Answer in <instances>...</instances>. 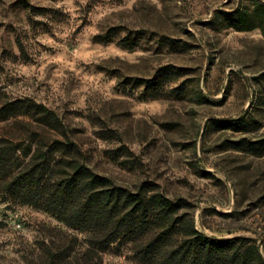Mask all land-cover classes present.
Listing matches in <instances>:
<instances>
[{"label":"rangeland","instance_id":"1","mask_svg":"<svg viewBox=\"0 0 264 264\" xmlns=\"http://www.w3.org/2000/svg\"><path fill=\"white\" fill-rule=\"evenodd\" d=\"M257 2L264 0H0V105L43 104L96 172L129 186L154 181L187 202L202 232L249 238L264 258V152L232 147L264 139V33L224 24V13L252 12ZM156 77L167 80L154 85ZM244 116L261 127L222 128ZM29 129L61 138L13 120L0 122V138L20 141ZM75 235L85 239L0 194V264H40L47 245L79 248ZM101 257L143 264L127 242Z\"/></svg>","mask_w":264,"mask_h":264},{"label":"trees","instance_id":"2","mask_svg":"<svg viewBox=\"0 0 264 264\" xmlns=\"http://www.w3.org/2000/svg\"><path fill=\"white\" fill-rule=\"evenodd\" d=\"M224 19L226 26L260 27L264 33V3L257 2L252 12H226ZM99 39L106 42L110 37ZM257 78L264 79V73ZM160 80L154 78L153 84L165 83L167 78ZM183 86L182 82L172 91L181 92ZM9 120L37 124L61 138L44 140L30 129L20 141L0 138L2 200L41 209L72 232L85 233L81 241L76 235L72 238L80 242L79 248L72 243L47 245L40 264H102V252L125 242L132 244L143 264H264L259 246L249 238H216L202 232L186 210L187 202L168 197L154 181L129 186L96 172L59 116L43 104L29 98L6 101L0 105V122ZM260 127L256 118L247 116L222 126L244 132ZM232 147L262 153L264 139L242 138Z\"/></svg>","mask_w":264,"mask_h":264}]
</instances>
